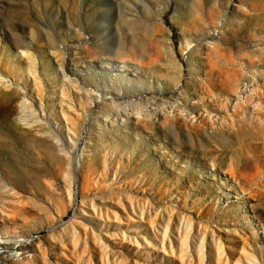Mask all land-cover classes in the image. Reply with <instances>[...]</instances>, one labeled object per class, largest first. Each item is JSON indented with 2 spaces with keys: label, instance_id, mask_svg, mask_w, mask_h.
Here are the masks:
<instances>
[{
  "label": "rangeland",
  "instance_id": "rangeland-1",
  "mask_svg": "<svg viewBox=\"0 0 264 264\" xmlns=\"http://www.w3.org/2000/svg\"><path fill=\"white\" fill-rule=\"evenodd\" d=\"M0 264H264V0H0Z\"/></svg>",
  "mask_w": 264,
  "mask_h": 264
},
{
  "label": "bare ground",
  "instance_id": "bare-ground-1",
  "mask_svg": "<svg viewBox=\"0 0 264 264\" xmlns=\"http://www.w3.org/2000/svg\"><path fill=\"white\" fill-rule=\"evenodd\" d=\"M256 109H257L258 111H260V110H261V108H260V105H259V104L256 106Z\"/></svg>",
  "mask_w": 264,
  "mask_h": 264
}]
</instances>
